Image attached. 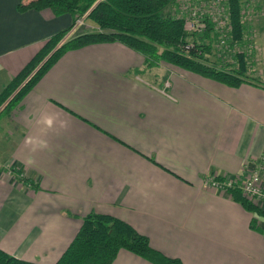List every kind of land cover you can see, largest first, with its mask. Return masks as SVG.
<instances>
[{
	"label": "crops",
	"instance_id": "crops-1",
	"mask_svg": "<svg viewBox=\"0 0 264 264\" xmlns=\"http://www.w3.org/2000/svg\"><path fill=\"white\" fill-rule=\"evenodd\" d=\"M17 2L0 0V90L71 23ZM259 168L264 188L263 85L145 66L118 42L68 50L0 119V249L54 264L97 213L183 264H264V218L202 181ZM110 264L151 263L119 250Z\"/></svg>",
	"mask_w": 264,
	"mask_h": 264
},
{
	"label": "trees",
	"instance_id": "trees-1",
	"mask_svg": "<svg viewBox=\"0 0 264 264\" xmlns=\"http://www.w3.org/2000/svg\"><path fill=\"white\" fill-rule=\"evenodd\" d=\"M222 2L227 8L230 37L232 41L241 40L245 26L242 0ZM174 6L175 0H18V11L47 9L53 16L68 14L71 23L46 38L21 70L2 87L0 114L10 111L64 52L98 43H121L142 54L145 66L165 62L229 87H237L243 82L256 84L249 79L248 64L242 52L235 54L232 65L211 63L202 57V53H207L208 45L201 38L206 37L214 23L206 16L203 30L188 33L183 18L175 14ZM78 20L81 23L88 21L94 29L70 35ZM186 44H189L188 50L184 48ZM9 172L14 173L18 181H26L18 170L10 168ZM228 192L242 208L264 218V210L249 202L239 189L229 188ZM250 226L253 227V223ZM119 250L128 251L151 264H183L177 258L152 249L147 237L127 222L97 213L82 217L78 230L54 264H110ZM0 264L37 263L17 259L0 249Z\"/></svg>",
	"mask_w": 264,
	"mask_h": 264
},
{
	"label": "built area",
	"instance_id": "built-area-1",
	"mask_svg": "<svg viewBox=\"0 0 264 264\" xmlns=\"http://www.w3.org/2000/svg\"><path fill=\"white\" fill-rule=\"evenodd\" d=\"M222 0H205L199 4L191 2V0H175V14L181 16L184 20V29L189 31H201L204 27L203 21L206 16L210 17L214 23V30L216 32L217 41L224 43L225 47L228 40L232 41L230 37L231 27L229 24L227 8L223 6ZM244 13V11H243ZM244 18V16H243ZM76 24H81L78 20ZM250 39V38H249ZM247 40L249 51L252 49L250 40ZM188 50L189 44L184 46ZM260 169V168H259ZM259 169H254L251 173L241 178H234L230 176L214 177L207 176L202 180L204 184L211 188L218 190H228L229 188H237L241 194L252 204L261 207L264 206V188L262 187L263 176L259 173Z\"/></svg>",
	"mask_w": 264,
	"mask_h": 264
},
{
	"label": "rangeland",
	"instance_id": "rangeland-1",
	"mask_svg": "<svg viewBox=\"0 0 264 264\" xmlns=\"http://www.w3.org/2000/svg\"><path fill=\"white\" fill-rule=\"evenodd\" d=\"M204 1L205 0H191V2L197 4H199V2L203 3ZM241 5L242 8H244L243 19L245 20L242 35L245 37L248 35L250 36L249 40L253 46L252 49L249 51V43L248 41H243V38L237 41L228 40L225 47L224 43L221 44L217 41L216 32L214 28L211 27L210 30L206 32V37L201 38V41L208 45V51L207 53H202V57L206 58V60L211 63L227 62L232 65L231 62L232 59L235 58V54L242 52L248 64L247 74L249 79L264 86V0H242ZM173 9L174 11L176 10L175 7H173ZM84 24L87 26H84ZM78 25H81L84 30L94 29L88 21H82V23ZM188 30V33L192 32L191 28H188ZM200 33L201 32L196 34ZM76 34H78V32H74L73 35ZM3 116L4 113H1L0 119L3 118ZM251 171L252 170L247 174L251 173ZM259 173L262 175L261 169H259Z\"/></svg>",
	"mask_w": 264,
	"mask_h": 264
},
{
	"label": "clouds",
	"instance_id": "clouds-1",
	"mask_svg": "<svg viewBox=\"0 0 264 264\" xmlns=\"http://www.w3.org/2000/svg\"><path fill=\"white\" fill-rule=\"evenodd\" d=\"M49 123H51V121H49Z\"/></svg>",
	"mask_w": 264,
	"mask_h": 264
},
{
	"label": "bare ground",
	"instance_id": "bare-ground-1",
	"mask_svg": "<svg viewBox=\"0 0 264 264\" xmlns=\"http://www.w3.org/2000/svg\"><path fill=\"white\" fill-rule=\"evenodd\" d=\"M228 191V190H227Z\"/></svg>",
	"mask_w": 264,
	"mask_h": 264
}]
</instances>
